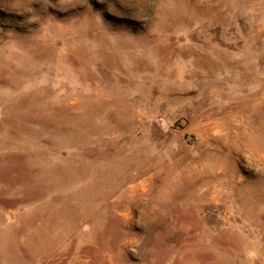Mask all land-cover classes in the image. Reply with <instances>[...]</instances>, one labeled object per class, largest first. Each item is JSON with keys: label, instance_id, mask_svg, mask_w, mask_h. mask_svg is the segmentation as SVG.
Wrapping results in <instances>:
<instances>
[{"label": "rangeland", "instance_id": "obj_1", "mask_svg": "<svg viewBox=\"0 0 264 264\" xmlns=\"http://www.w3.org/2000/svg\"><path fill=\"white\" fill-rule=\"evenodd\" d=\"M0 264H264V0H0Z\"/></svg>", "mask_w": 264, "mask_h": 264}]
</instances>
